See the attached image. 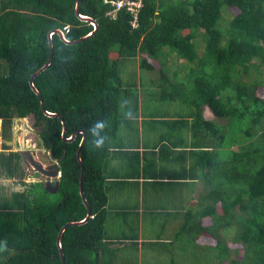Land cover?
Returning <instances> with one entry per match:
<instances>
[{
	"label": "trees",
	"instance_id": "16d2710c",
	"mask_svg": "<svg viewBox=\"0 0 264 264\" xmlns=\"http://www.w3.org/2000/svg\"><path fill=\"white\" fill-rule=\"evenodd\" d=\"M111 1L81 0V15L94 19L98 31L77 44L54 34L52 63L34 80L45 108L64 118L67 138L79 132L69 142L61 118L44 113L30 79L49 59L52 30L76 41L94 26L77 16V0H0L2 147L11 149L14 119L34 114L42 145L62 170L60 200L42 182L25 183L10 198L0 192V264L108 263L105 164L122 125L141 109L153 123L191 118L196 143L190 153L205 158V173L195 177L205 184L206 209L190 212L180 235L214 238L216 243L206 246L217 249L218 264H264V0H143L137 27L126 9L107 15ZM126 59L135 62L139 74L159 71L160 81L140 76L139 88L126 82L121 73ZM175 104L172 114L167 108ZM206 109L213 119L206 118ZM82 132L83 186L92 216L64 230L60 250L63 227L88 214L77 155ZM128 159L141 164L139 153ZM21 160L18 151L2 152L1 173L16 176ZM206 218L211 225H203ZM225 232H233L234 249Z\"/></svg>",
	"mask_w": 264,
	"mask_h": 264
},
{
	"label": "crops",
	"instance_id": "0c3cea01",
	"mask_svg": "<svg viewBox=\"0 0 264 264\" xmlns=\"http://www.w3.org/2000/svg\"><path fill=\"white\" fill-rule=\"evenodd\" d=\"M178 105L167 109L174 114ZM143 112L122 125L120 137L111 145L113 155L105 164L110 211L106 224L112 237L105 241L104 260L107 264H218L217 249L206 246L216 243L214 238L180 235L190 212L198 215L206 209L202 201L205 184L195 177L205 173L201 168L205 158L190 153L196 143L189 127L192 119L153 123ZM208 113L206 109V118L213 119ZM133 132L132 140L122 139L121 135ZM132 152L139 153L140 165L130 164ZM113 197L131 201L112 203ZM216 210L221 212L220 207ZM202 223L211 225L212 221L206 218ZM232 234L225 232L231 248ZM239 254L234 250L236 259Z\"/></svg>",
	"mask_w": 264,
	"mask_h": 264
},
{
	"label": "water",
	"instance_id": "95a60500",
	"mask_svg": "<svg viewBox=\"0 0 264 264\" xmlns=\"http://www.w3.org/2000/svg\"><path fill=\"white\" fill-rule=\"evenodd\" d=\"M80 9H81V0H77V3H76V14H77V16L79 18L87 21V22H91L94 25V27H95L94 30L88 36L83 37V38H81L79 40H76V41L68 40L67 37H66V34L61 29L52 30L49 33V40H50V56H49V59H48L47 63L44 65V67L39 69L30 79V85L33 88V90L37 93V95H39L40 100H41V106H42V109L45 112V114L48 115V116H58V117L61 118V120L63 122V133H62V136H63L64 140L69 141V142H73L75 140V138L77 137V135L79 134V132H74L70 138H67V127H66V123H65L64 118L61 115L51 114L50 112H48L46 110V108H45V100H44L42 94L39 92V90L35 87L34 80L44 70H46L50 66V64L52 63L53 53H54L52 39H53V35L54 34H58L60 36V38L67 44H77V43L81 42L82 40L93 36L98 31V23L92 18H89L87 16L81 15ZM14 133L16 134V136L18 135L17 129H14ZM82 133H84V132H82ZM85 141H86V134L84 133V137H83V140H82V142L80 144V147H79L77 155H78V159L80 160L81 165H82L80 191H81V195H82V198L84 200V203H85V205H86V207L88 209V214H87V217L83 221L68 223V224H66L63 227V229L61 230V232L59 234V237H58V245H59L60 250H62L61 237H62V234H63L64 230L67 227L72 226V225H82V224L86 223L92 216L90 205H89V203H88V201L86 199L84 186H83L84 176H85V166H84V164H83V162L81 160V148L83 147ZM8 144L12 145L13 143L12 142H8ZM18 152H20L22 159L24 160V162L27 164L28 167L31 166V168H32V166H33L35 168V169H33L34 172L39 173L40 175H43V176L46 177L45 178L46 183L44 185L47 188V190L49 192H51V193L58 192L59 185H60L59 174L62 171L60 166H59V161H56V162L53 161V163L51 165H42V163H40L38 161V158H37V153L38 152L36 151V149L31 148L30 146H25L23 144H21V147L18 149ZM50 154H51V151H50ZM28 158L31 160V163L28 162ZM52 181H56V183L53 184ZM61 255H62L63 262H65V258H64V255H63L62 251H61Z\"/></svg>",
	"mask_w": 264,
	"mask_h": 264
},
{
	"label": "rangeland",
	"instance_id": "374dc122",
	"mask_svg": "<svg viewBox=\"0 0 264 264\" xmlns=\"http://www.w3.org/2000/svg\"><path fill=\"white\" fill-rule=\"evenodd\" d=\"M230 19V16H228L227 14L225 15V20H226V24H227V20H229ZM200 41V49H201V51L203 50V46H204V43L202 42V40L200 39L199 40ZM200 51V52H201ZM173 60H176L175 59V57H173ZM180 62V61H179ZM156 65H157V63H156ZM138 71H139V69H138V66H136V64H135V62L132 60V59H126V60H123L122 62H121V73H122V76H123V78H124V80L127 82V80L129 79L130 80V83L132 82V83H136V84H138V88H139V81H140V76H143L144 77V80H145V78L147 77V78H152V80H156V78L158 77V80H159V77H160V73H159V71H153V72H149V71H147V70H140V74L138 73ZM244 78H246V77H244ZM160 81V80H159ZM131 83V84H132ZM134 86H136V85H134ZM146 88H152L151 86H145ZM136 87H134V90H136L135 89ZM210 113V112H209ZM208 113V114H209ZM210 115V117H211V114H209ZM19 122H21V120H16L15 121V129H16V127H17V124L19 123ZM249 122H250V120L248 119L247 121H245V122H243V126L246 124V123H248L249 124ZM0 123L2 124L3 122H2V120L0 119ZM2 126V125H1ZM136 134V132H133V133H131L129 136H123V135H121V137H122V139H124V140H132L131 138L134 136ZM15 136H16V134H15ZM120 136H118L117 138H119ZM2 140V138H0V141ZM10 147H11V150L12 151H16L15 149H14V145L13 146H11L10 145ZM2 149L4 150V148L2 147ZM1 149V150H2ZM46 154V151L44 150V149H42L41 150V152H39V153H37V158H38V160H40V161H44L43 163H45V162H50L51 160L49 159V156H48V154H47V156L46 157H44L43 158V156L42 155H45ZM41 156H42V159H41ZM47 163H45V164H47ZM29 169H30V166L28 167L27 166V164L24 162V160L22 159L21 160V168H20V170H21V173H20V170H19V173L16 175V176H14V177H12V178H10V177H8V176H5L3 173H1V171H0V192H2V194H4L5 196H8L9 198H10V196L12 195V193L13 192H17V191H22L23 189H25L26 188V186L27 185H25V183H32V182H34V179H35V181L37 180V179H39V178H41V177H36V176H31L30 177V175L31 174H33V173H31L30 175L28 174V171H29ZM2 170V169H1ZM22 173H24V175H22ZM42 177H45V176H43V175H41ZM60 177V176H59ZM33 178V179H32ZM54 196V198L56 199V200H60L61 199V197H62V195H60V193H56V194H54L53 195ZM113 199L114 200H111V202L112 203H115V201L118 203V202H124V203H126L127 202V200H129V201H131V199H127V198H116V197H113ZM107 227V226H106ZM111 228V227H110ZM107 229H109L108 227H107Z\"/></svg>",
	"mask_w": 264,
	"mask_h": 264
},
{
	"label": "flooded vegetation",
	"instance_id": "af4514ba",
	"mask_svg": "<svg viewBox=\"0 0 264 264\" xmlns=\"http://www.w3.org/2000/svg\"><path fill=\"white\" fill-rule=\"evenodd\" d=\"M50 113L51 114H55V115H61V114L55 113V112H50ZM55 117H58V116H55ZM16 120H18V121L21 120V122H19L17 124V127H16L17 133H18L17 136H15V133H14V129H15L14 126H15V121ZM41 131H42V129H41L40 125H37L36 116L34 114L28 115L25 118H15L14 121H13V127H12L13 139L10 142L16 144V145L14 144V149L15 150H16V148L19 149L21 147V144H23L25 146H30L31 148L36 149V151L39 153V152H41L42 149H44V146L42 145V141H41ZM47 154H48L49 159L51 161L48 162V163L45 162V163H47V164H45V163H43L45 160L43 162L38 160L40 163H42V165H51L53 163V161H55V162L58 161V160H56V159H54L52 157V155L50 154V151L46 152L45 155H42L43 158L46 157ZM42 156H41V159H42ZM28 162L31 163V160L29 158H28ZM33 169H35V168L33 166L31 168V166H30L28 174L30 175L31 173H33V174L30 175V177L31 176H36V177L39 176L41 178L37 179L36 181L34 179V182H32V183L42 182L43 184H45L46 183V181H45L46 177H42L39 173L34 172ZM61 173L62 172H60V174H59V176H60L59 180L60 181H61V177H62ZM52 183L55 184L56 181H52Z\"/></svg>",
	"mask_w": 264,
	"mask_h": 264
},
{
	"label": "built area",
	"instance_id": "2783aa9c",
	"mask_svg": "<svg viewBox=\"0 0 264 264\" xmlns=\"http://www.w3.org/2000/svg\"><path fill=\"white\" fill-rule=\"evenodd\" d=\"M111 5L113 6V10L108 12L109 16H116L117 13L122 10L126 9L129 13L134 16V20L132 24L134 27H137L138 22V13L143 6V0H114L111 1ZM2 124L0 123V130L2 128ZM3 141H0V154L4 150L2 149ZM2 149V150H1Z\"/></svg>",
	"mask_w": 264,
	"mask_h": 264
},
{
	"label": "clouds",
	"instance_id": "9594fccd",
	"mask_svg": "<svg viewBox=\"0 0 264 264\" xmlns=\"http://www.w3.org/2000/svg\"><path fill=\"white\" fill-rule=\"evenodd\" d=\"M112 1H114V0H112ZM107 2V1H106ZM111 3V2H110ZM112 6V5H111ZM113 7V6H112ZM112 11V10H111ZM107 15H108V13H107ZM91 23V22H90ZM92 24V23H91ZM93 25V24H92ZM94 26V25H93ZM95 28V27H94ZM65 33V32H64ZM66 34V33H65ZM67 37V36H66ZM68 39V38H67ZM15 143H13L11 146H13ZM8 145H10V144H8ZM16 145V144H15ZM44 150H45V148H44ZM6 151H12L11 149L10 150H4L3 152H6ZM16 151H18V148H16ZM46 151V150H45ZM46 152H48V151H46ZM2 153V152H1Z\"/></svg>",
	"mask_w": 264,
	"mask_h": 264
}]
</instances>
